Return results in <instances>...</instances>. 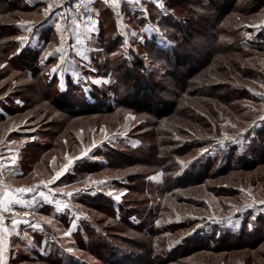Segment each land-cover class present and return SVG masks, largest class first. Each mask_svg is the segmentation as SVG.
<instances>
[{
	"label": "rangeland",
	"instance_id": "1",
	"mask_svg": "<svg viewBox=\"0 0 264 264\" xmlns=\"http://www.w3.org/2000/svg\"><path fill=\"white\" fill-rule=\"evenodd\" d=\"M84 4L85 11L93 9L97 31L77 47L91 49L86 53L91 65L85 66L88 61L69 47L75 44L69 35L63 45L65 61L50 75L60 53L44 65L40 58L61 43L54 24L41 23L46 3L0 0L5 184L12 189L39 185L72 159L65 175L50 187L74 192L85 187L82 181L90 185L79 196L57 194L69 204L63 212L56 213L54 204L45 205L27 217L33 222L48 217L52 224L40 220L43 231L21 225L19 236L12 233L6 239L5 259L9 264H264V214L259 208H245L251 202L248 189L264 199V131L257 133L264 128L257 119L264 112V99L255 95L264 93V26H258L264 25V0H124L120 17L104 0ZM189 20L194 21L191 37L179 38L178 30ZM21 22L38 25L23 46L24 51L37 52L36 71L17 59L21 45L16 38L28 35ZM157 27L159 32L154 31ZM175 46L192 55L185 88L171 78ZM240 74L250 82L247 87L245 80L235 79ZM92 79L102 83L93 85ZM139 82L149 83L172 107L164 112L154 102L148 107V97L136 90ZM57 94L65 95L67 106L54 105ZM129 115L136 119H127ZM237 129L244 133L241 143L226 142L221 150L217 141L225 134L236 136ZM258 146H263L259 158ZM205 147L209 151L201 154ZM12 155L14 165L7 159ZM153 176L157 179H148ZM110 190L123 193L120 202L106 195ZM24 198L31 199V194ZM229 205L240 211L234 215ZM210 213L225 221L238 217L240 226L199 220ZM250 213L257 216L251 229ZM194 223L205 227L189 235ZM6 225L10 227L7 219Z\"/></svg>",
	"mask_w": 264,
	"mask_h": 264
},
{
	"label": "snow or ice",
	"instance_id": "2",
	"mask_svg": "<svg viewBox=\"0 0 264 264\" xmlns=\"http://www.w3.org/2000/svg\"><path fill=\"white\" fill-rule=\"evenodd\" d=\"M30 2V0H29ZM44 3H46V7L42 9V15L44 17V20L42 22L51 21L54 24L55 30L57 33H59L60 36V43L61 47H57L54 51L46 52L41 58L40 63L42 65L45 64L46 61L50 57L55 56L57 53H60L59 55V61L60 63H57L55 66L51 68V74H55L58 72V70L61 69L62 64L65 61V54L66 50L64 49L63 45L66 43V39L69 35L75 37V44L69 45L70 48L74 49L76 51V54L81 57L84 61H88V64L85 65L87 67H90L91 62L89 60V56L86 54L87 51H90L91 49L81 48L77 46H82L85 41H91L92 40V33L96 32V21L93 20V16L91 15L93 9L87 8L85 9L84 0H78L75 4H69L68 0H43ZM129 3H139L140 0H128ZM242 3H247L248 0H241ZM104 3L107 5H110L116 10L117 17L121 16L120 11L118 10L120 8V0H104ZM158 7L160 9L164 8L163 3H158ZM38 25L36 23L29 22L27 25H25L23 22H21L20 27L24 29V32L28 35H20L16 39L20 42L21 48L19 51L23 50V46L27 43L29 36L33 34V30ZM83 26V31L81 30ZM258 26H264V25H258ZM154 31L159 32L160 29L157 27L154 29ZM125 36H127V33H124ZM133 36H136V33H132ZM246 35H248L246 33ZM141 42H144V37L141 36L139 38ZM249 39H251V36L249 35ZM124 45H128L129 41L127 38L124 39ZM19 54V52L17 53ZM115 55V53H113ZM5 67V65H0V68ZM92 72H95V68H90ZM73 76H79L78 72H73ZM60 79L63 80L64 77L62 73L60 74ZM91 83L93 85L101 84L102 81L99 79H92ZM103 83H107V81H103ZM264 87V84L261 85ZM61 89L64 90V86L61 85ZM251 91V89H249ZM255 95L260 96L262 99H264V93H255ZM16 103L18 105H22V101L17 100ZM127 119L135 120L136 117L129 115ZM257 119L264 123V112H260L257 114ZM256 120H253V125H255ZM231 127L233 129H236V125L232 124ZM237 135L230 137L227 134H225L221 139L217 141L218 146L221 150H223L226 147V142L232 143V144H240L241 139L244 135L243 132L240 130H236ZM244 131H247L245 129ZM105 139H108V136L105 135ZM176 139H179V137H176ZM111 142V140H109ZM13 144H15V141H12ZM95 146V145H93ZM209 151V148L205 147L201 150V154L207 153ZM6 157L3 155V153H0V169H3L5 164ZM7 159H10L11 163L14 165L16 162V156L12 155L10 157H7ZM72 164V159H68V163L63 166V168L59 171L55 172V175L52 176L47 182L41 181L39 185H32L28 187H17V188H10L8 185L4 184L3 181H0V264H9V260L5 259V249H6V239L8 236H10L12 233H16L17 236L20 235L19 232H17V229L21 225H25L28 229H31L33 231L41 230L42 225L40 223V220H43L46 224H52V219H49L48 217L40 216L39 219L36 222H33L32 220L28 219L30 215H37L38 209L43 208L45 205H55V212L60 213L63 212L65 209L69 208V204L66 202H63L59 199H57V194L66 196V197H73L74 192L76 196L82 195L88 191V188L90 187L88 180L82 181L85 185L83 188H77L73 191H64V188H51L50 185H52L55 181H58L61 179L62 176L65 175L66 171L68 170L69 166ZM183 167H188L187 163H183ZM120 177H116V179H119ZM91 178L89 177V180ZM149 180H155L157 177H148ZM92 184H103L104 181H92ZM67 187V185H65ZM241 192H244V189H240ZM26 194H31V199H25ZM92 195H96L97 193L93 191L91 193ZM109 197H114V200L116 202H120L123 193L122 192H114L112 190L108 191L106 193ZM247 195L250 199V203L245 205L246 209H253V208H259L260 212L264 214V199H257L252 194V190H247ZM19 205L22 209H31V212H20L17 211L15 206ZM229 209H234V215L240 211L239 208H236L235 205H229ZM251 221L248 224V227L251 229L254 226V221L256 220L257 216L253 213H250ZM6 219L8 220L10 227L6 225ZM194 221L197 219L196 217L192 218ZM199 220L202 221H210L211 224L214 225H221L224 223H227L230 227H239L240 221L238 217L234 220L232 216L228 217L225 221V218L221 217L220 219H217L216 215L214 213H210L208 217H199ZM157 224H159V221H157ZM71 228H76V224L72 223ZM205 227V224L202 223H194V226L192 227L191 232L189 235H192L194 232H196L198 229H202ZM24 235L27 237L28 232L25 230ZM71 235V232H65V236ZM179 243V241H177ZM73 251L72 248H68L67 252L71 253Z\"/></svg>",
	"mask_w": 264,
	"mask_h": 264
},
{
	"label": "trees",
	"instance_id": "3",
	"mask_svg": "<svg viewBox=\"0 0 264 264\" xmlns=\"http://www.w3.org/2000/svg\"><path fill=\"white\" fill-rule=\"evenodd\" d=\"M193 22L192 20H189L187 23H185V28L180 27V29L178 30L177 34L179 35V38L182 36V38H187L189 39L192 35V31H193ZM177 36V35H176ZM177 47L175 46L172 50V58H173V66H174V70L172 69L171 71V78L174 80L175 83H177L179 88H185L186 86H188L189 84V68L191 69V65L193 64L192 61V55L188 54V53H183L182 51H179V49H176ZM27 50L24 51H20L19 54H17V59L19 64H21L22 66H24V68H26L29 71H36L37 66L34 64L35 60H36V56H37V52L36 51H32L29 50L28 48H26ZM137 64L139 65V67L142 65V63L140 61L137 62ZM179 69H186L185 73L179 74V72L177 70ZM239 77V78H238ZM235 79H239V82H242V80H245L244 82V86L247 87V84H249L250 82L248 81V79H246L245 77H243L241 74L239 76H235ZM138 83V81H136ZM243 83V82H242ZM136 86V90H138V94L142 95L144 97H148L147 100H150V102H146L148 107L151 106L152 102H154L153 105H155L157 107V109L161 110L162 112L166 111V109H168V107H172L173 102H169L167 100H164L161 97H158L155 93V90L152 88V86L149 83L146 84H140L137 85L135 83ZM247 89L244 88V92ZM53 103L57 108H62L68 105V101H66V97L64 94H57L56 96H54L53 98ZM136 110H142L141 108V104L135 103L133 102L131 104ZM264 131V128L259 129L257 133H262ZM258 139V138H257ZM258 149L255 150V152H258V155L256 157H260L259 152L262 151V148H260L259 146L257 147ZM264 153V152H263ZM264 156V154H263ZM252 159V158H251ZM250 160V159H249Z\"/></svg>",
	"mask_w": 264,
	"mask_h": 264
},
{
	"label": "built area",
	"instance_id": "4",
	"mask_svg": "<svg viewBox=\"0 0 264 264\" xmlns=\"http://www.w3.org/2000/svg\"><path fill=\"white\" fill-rule=\"evenodd\" d=\"M124 0H120V2H122ZM0 181H3V183L5 184V176H4V173L3 171L0 169Z\"/></svg>",
	"mask_w": 264,
	"mask_h": 264
}]
</instances>
